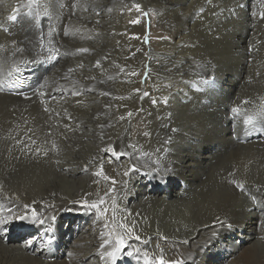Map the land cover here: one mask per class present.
I'll use <instances>...</instances> for the list:
<instances>
[{
    "label": "bare ground",
    "instance_id": "bare-ground-1",
    "mask_svg": "<svg viewBox=\"0 0 264 264\" xmlns=\"http://www.w3.org/2000/svg\"><path fill=\"white\" fill-rule=\"evenodd\" d=\"M24 1L30 5L33 0ZM60 1L42 0V3L39 1L41 6L38 8L39 17L36 20L31 19L29 11L17 12L15 21L10 19L12 24L10 26L14 25L13 28L18 31L19 44L17 43L18 47L15 48V62L9 69L8 74H4L2 82L34 83L38 88L19 97L8 95L3 91L4 93H0V99L11 100L20 99V97L26 99V97L39 93L46 102L56 100L72 102L79 97L87 100L88 118L80 120L76 116V121L70 123L65 121L47 122L27 127L25 132L29 137L35 133L39 135L25 141L30 145H34V147L24 151L26 155V158H22L24 168L18 170V172L23 170L28 172L29 167H36L40 174L38 178L32 181L34 191L32 190L31 195H28L24 200L17 199L3 191L5 183L0 176V264H157L161 257L165 262L182 261V264H185L188 260H191L190 264H239L241 261L248 260L251 256V249L254 247L257 230L264 218V189L263 191H255L243 184V189L240 188L243 192L242 194L237 192V197L240 199L242 196L248 195L252 197V201L247 203L240 201L241 204L239 202L236 207L231 209L233 203H230L229 199L222 200L220 189L216 188L213 183L212 175L218 166L228 167L233 163L247 167L246 169L259 164L264 165V131L255 128V126L264 128V115L263 117L257 116L254 129L251 130L252 128L249 125H243V121L236 123L232 105L239 91L240 83L250 67L248 66L249 59L256 49L257 42H254V29L257 23L256 12H254L255 0H242L243 4L238 3L231 9L228 18H226L227 21L219 29L221 31L217 35L215 44L213 43L216 59L206 61H215L213 66H211L212 63L207 66L208 68L194 71L193 76L187 77L185 81L180 79L175 83L176 85L172 84V88L164 95L161 94L159 89L161 85L155 84V81L154 84L143 82L138 90L136 88L138 91L137 96L152 100V108L161 117L159 122L168 129V132L166 131L163 135L154 130L151 131L149 142L154 141V143H148L146 151L131 147V144L128 145V142L133 138L131 133L129 135L125 132L130 131V123L128 125H126L127 123H121L122 125L119 123L120 126L117 128L113 125L116 129L109 132L107 126L100 122L106 115V108L96 92L75 88L78 91L71 89L72 93L68 90L69 88H51L52 84L46 85L51 88L50 90L46 91L45 88V92H42L43 84H49V81L45 79L43 71L34 67L40 63L42 53L48 54L51 51L60 52V50L56 48L58 45L56 47L51 46V43L44 45L45 47H38L39 43L38 46H34L33 38L47 40L52 35L48 33V30L54 22L55 15L58 14L57 4ZM79 1H83L82 4H84L85 14L83 15L90 19L106 15L107 11L111 9L110 3L112 2L111 0ZM158 1L160 2V0ZM187 1L161 0V3L166 9L177 10L183 7L181 5ZM166 3L169 7L166 6ZM1 5L3 4L0 0V7ZM10 11V8L0 9V25L4 24V19L14 9ZM132 12H130L131 15ZM214 12L216 13V11ZM185 13H187V10ZM130 14L128 16H131ZM215 16L217 17V15ZM188 20H191L190 15ZM189 24L187 21H181L175 27L173 26L174 28L171 27L172 30L168 31L170 44L177 48L184 45L187 35L190 34L187 33L189 32L188 28H190ZM210 25L212 24L210 23ZM82 30L84 31V29ZM113 37L116 38L117 36ZM167 43L169 42L167 41ZM17 49H23V51H17ZM38 50H40V54L36 56ZM156 51L154 52L156 53ZM25 52L28 54H24ZM191 58L189 55H184L182 59L169 60L168 64L190 69L194 65ZM33 60L36 62L33 63ZM58 60L57 57L51 62H57L56 67H58ZM216 64L217 66L214 69ZM58 69L51 70L49 80L50 82L56 81L60 87H63L59 83L62 71L60 72V69ZM262 78L261 82L264 83V68ZM104 79L106 78L104 77ZM239 103L241 104V102ZM38 104H41V102ZM108 115L110 114L108 113ZM129 118L128 122L130 121ZM111 121L113 120L111 119ZM250 123L252 122L250 121ZM6 127H9V125L0 122V129ZM19 129L21 130V128ZM66 132L76 134L83 143L94 145L82 146L84 150L80 151L79 154L84 158V161L87 159L94 162L96 169L88 165H80L78 162L80 157L77 155L75 158H67L68 156H62L57 151V143L67 139ZM248 132L251 133L249 139L245 142L237 141V137L244 136ZM12 145L15 146V143ZM37 148L41 149L40 153L36 152ZM253 148H258L260 153L254 152ZM44 153H47V155H44ZM118 153H124L125 155H117ZM18 163L21 164V162ZM8 167H10L8 173H11L14 168L10 165ZM133 167L135 170H133ZM125 172L128 174L124 175ZM257 176L259 175L257 174ZM175 178L176 182L170 184ZM102 180L109 184L104 187H100L101 184L99 187H89L92 182H103ZM113 180L115 183H112ZM84 185H88L91 193L96 194V197H93V202L81 200L76 195V191ZM101 201H103V204H101ZM93 205H98V207H93ZM203 215H207L205 221L198 222L197 218ZM21 216L26 217V219H17ZM21 220L26 221V224H31L34 233H29L28 236L25 235L26 237L12 239V231L14 232V229L16 231L18 226L25 225V222L22 224ZM217 220L221 223H217ZM118 238L123 239L124 245L113 258L108 253L113 252L119 246ZM241 240H243L242 243H240ZM216 250H222L221 255L215 252ZM129 252H132L133 255L129 256ZM215 258H217L216 262H212L211 260Z\"/></svg>",
    "mask_w": 264,
    "mask_h": 264
},
{
    "label": "rangeland",
    "instance_id": "rangeland-1",
    "mask_svg": "<svg viewBox=\"0 0 264 264\" xmlns=\"http://www.w3.org/2000/svg\"><path fill=\"white\" fill-rule=\"evenodd\" d=\"M1 1H2L3 5H1L0 9L6 10L7 8H10L11 11L13 9H14V11L7 18L4 19L3 22L5 25L4 24L0 25V45L4 46V49H0V78L2 77L0 79L1 80L0 82H2L4 80L3 77L8 74V72L10 71L9 69L13 66L15 59H16L15 48L18 47V44H19L18 43V40H19L18 39V33H17L18 31L13 28L14 25L12 27L10 26V25H12L10 23L11 22L10 17L13 15H16L17 12L29 11V15L31 16V19L36 20L39 17L38 8L41 6V3H42L41 2L42 0H33L30 3V5H32V6H30V5H28L29 3L27 4L24 0H12V1L11 0H1ZM61 1L57 4V9L59 10L58 14H57L58 17H57V15H55L54 22L51 24V26L49 27V30H48V33L52 34L53 36L50 35V37L47 40H41L39 38H33V40H34L33 43H35L34 46L39 45L38 47H42V46L45 47L46 45H48V43L49 44L51 43V46L54 45L56 47L58 45L56 48L58 50H60V52L59 51H51L48 54L42 53L40 55V58L42 56V59L40 62L45 63V67H44V69L46 71L45 72V79H47L49 81V84L48 83L43 84V86H42L43 91L42 92H45V90H44L45 88H46V91H48V89L50 90L53 87L54 88H69L68 90L71 91L72 93H73L72 90L78 91L75 88H82L84 90H92V91L96 92L98 94L99 99H101V101L104 103L105 108H106V115L100 120V122L104 123L107 126L109 132L114 131L113 129H116L117 127H119L123 123L124 124L127 123L126 125H128L130 123L129 124L130 131H125V132H126V134L128 133L129 135L131 133L133 138L130 140L131 143L128 142V145L131 144V147H134L138 150H144V151L147 150L148 143H154V141L149 142V139H150L149 133L151 131L154 130L157 133L163 135L166 133V131L168 132V129L166 128V126H163L159 122V120H161V117H159V113L157 111L155 112V110L152 108V100L150 101L149 99H147L145 97L137 96L138 95L137 90L139 89V87L142 86L143 82H145V83H147V82L151 83L152 82V84H154V81H155V84L161 85V86H159V89H160L161 94L164 95L172 88V84L176 85L175 83L177 81H179L180 79H183L185 81L187 77L193 76L194 71L200 70L202 68H208L207 66H210L212 63L213 64L211 66H213L215 61H210V62H206V61L216 59V57H215L216 51H215V45L214 44H215V40L218 37L217 35L221 31L219 29H221L223 24L227 21L226 18H228V15L230 14L231 9H233L236 6V4L238 5V3L243 4L242 0H224V1L223 0H203V1L202 0H188L185 4L181 5L183 7L179 8L177 10H169L168 8L166 9L164 7V5L161 3V0H160V2L158 0H146V1L145 0H111L112 1L110 3L111 9L109 11H107L106 15H104L100 18H91L90 19V18L86 17V15H83V14H85L84 13V7H83L84 4H82L83 1H79V0H65V1L61 0ZM81 4H82V7H81ZM135 5L141 6L139 11H137V8ZM166 6H168V3H166ZM187 6L189 9L187 8ZM78 8L80 9V11ZM263 9H264V0H255L254 12H256L255 15H256V22L257 23L255 25L256 30L254 29V36H255L254 42L255 43L257 42L256 46H255L256 49L254 50L252 57H250V59H249L250 63L248 62V66H250V67L248 69V72L245 74V77L242 79V81L240 83L239 91L233 100L234 103L232 102L233 113H234V115H235L234 117L236 119L235 121H237L236 123L243 121L244 122L243 125L244 126L249 125V127L252 128V129L250 128L251 130L254 129L255 120L258 118L257 116L263 117V115H264V83L261 82L263 80L262 73H263V68H264V64H263L264 63V45H263V41H264V10ZM183 10H184V12H183ZM186 10H187V13H185ZM224 10H226V11H224ZM211 11H213V12H211ZM214 11H216V13ZM130 12H132V15L130 14ZM175 13H177V14H175ZM183 13H184V15H182ZM221 13H223V14H221ZM129 14L131 16H128ZM189 15L191 16V20H188ZM215 15H217V17ZM219 17H221V18H219ZM83 18H84V20H83ZM180 20L181 21H187L188 23H190L189 24L190 28H188L189 32H187L190 34L187 35V39L185 41L186 43L184 42L183 46L177 48V47L173 46L172 44H170V41H169L170 38H169L168 31L170 32L172 30V28H174L176 25H178L181 22ZM123 21H125V22L123 23ZM134 21H138V23H134ZM219 21H222V22H219ZM210 23L212 25H210ZM83 24H84V26H83ZM115 27H118V28H115ZM82 29H84L85 32ZM134 29H137V30H134ZM127 30H128V33H127ZM200 30H201V33H200ZM214 30H216V31H214ZM205 31H207V32H205ZM122 32H124V33H122ZM211 32L213 33V35ZM114 34H116V35H114ZM256 34H257V36H256ZM83 35H85V36H83ZM112 35L115 37L117 36L116 37L117 39L114 38ZM198 39H200L201 41L200 40L198 41ZM208 39H210V40H208ZM140 40H141V42H140ZM212 40H213V42H212ZM258 40H259V42H258ZM167 41L169 43H167ZM202 42H203V44H202ZM103 43H104V45H103ZM91 44H92V46H91ZM113 45H114V47H113ZM103 46H105V47H103ZM115 46H116V48H115ZM165 47H167V48H165ZM175 48H176V50H175ZM80 49H87L88 51L82 52V51H80ZM194 50H195V52H194ZM154 51H156V53ZM189 52H190V54H189ZM157 53H158V55H157ZM180 53H183V54H180ZM24 54H28V53L25 52ZM39 54H40V50H38L35 55L37 56ZM49 54H50V56H49ZM51 55H52V57H51ZM184 55H189L190 58L192 57L191 59L193 60L194 65L190 69H183L177 65L168 64L169 60L176 61V60L182 59L184 57ZM54 56H57L59 59L58 60V62H59L58 67H56L57 62H51V60L57 58ZM88 56H89V58H88ZM178 56H180L181 58ZM87 58H88V60H87ZM100 58H101V60H100ZM150 59H151V61H150ZM196 59H197V61H196ZM84 60H86V61H84ZM96 61L99 62L100 65L99 64L97 65ZM9 62H11V63H9ZM154 62H155V64H154ZM166 65H168V66H166ZM52 66H53V69H52ZM60 66H61V68H60ZM101 66H102V69H101ZM216 66H217V64L214 66V69L216 68ZM58 68L60 69V72L62 71V73L60 75L61 81L59 80V83L63 87H60L56 81L50 82V80H49L52 71L54 69L57 70ZM74 69H76V70H74ZM142 70H143V72H142ZM259 71H261V72H259ZM84 73H85V75H84ZM132 73H136V75H132ZM161 74H163V75H161ZM121 76H124V77H121ZM173 76H176L177 78L173 77ZM61 77H63V78H61ZM104 77L106 79H104ZM167 77H168V79H167ZM172 78H174V80H176V81L172 80ZM70 79H72V80H70ZM66 80L67 81L70 80V81L67 82ZM66 82H67V84H66ZM50 84H52V86H51V88H48L46 85H50ZM100 85H102V86H100ZM72 87H74V88H72ZM136 88H137V90H136ZM127 89H128V91H127ZM262 91H263V93H261ZM132 92L135 94H133ZM72 93H71V95H72ZM114 95H115V97H114ZM118 96H120L119 99H118ZM113 97H114V99H113ZM128 97H130V98H128ZM142 98H143V100H142ZM20 99H11V100L0 99V122L4 123L6 125H9V127H6L4 129H0V167H1L0 176L3 180V182L5 183L4 189H2V190L8 194L13 195L17 199L24 200L28 195H31L30 193H32V190L34 191V189L32 187V181L35 178H38V176L40 174L39 170L36 167L32 168L29 166H28L29 167L28 172L24 171V170L21 172H18V170H21L24 168V165L22 163V160H23L22 158H26L24 151L27 149H32L34 147V145H30V144H28V142H25V141L30 140L32 137L39 135L38 133H35L29 137L25 132L27 127L32 126V125L47 123V122L52 123V122H64L65 121L66 123H70V122L76 121L75 120L76 116H77V119L80 118V120H85L88 118V115H87L88 114V108H87L88 103H87V100L81 99L79 97H77L72 102H64L61 100H56L53 102H51V101L46 102L42 99L41 93L30 96V97H26V99H23L20 97ZM116 99H118V100L116 101ZM235 100H236V102H235ZM29 101H30V103H29ZM128 101H129V103H127ZM40 102H41V104H38ZM239 102H241V104ZM109 105L110 106L112 105L111 108ZM136 106H137V108H136ZM65 107H67V108H65ZM114 107H116V108H114ZM81 108L82 109L84 108V109L82 110ZM31 109H33V110H31ZM75 109H76V111H75ZM122 109H123V111H122ZM261 109H262V111H261ZM39 110H40V112H39ZM80 111H82V112H80ZM28 112H30V113H28ZM108 113L110 115H108ZM129 113H131V115H129ZM258 113H259V115H258ZM30 114H32V115H30ZM239 114H241L242 116L241 115L239 116ZM49 115H50V117H49ZM123 115H125V116H123ZM238 116H239V118H238ZM121 117H123L122 120H121ZM128 118L131 122L130 121L128 122ZM66 119H68V120H66ZM111 119L115 122L111 121ZM38 120H39V122H38ZM117 120H118V122H117ZM250 121L252 123H250ZM35 122H37V123H35ZM115 123H117V124H115ZM119 123H120V125H119ZM111 126H113V127H111ZM164 127H165V130H164ZM19 128H21V130ZM109 128H110V130H109ZM17 132H19V133H17ZM65 135L67 136V139H64V141L57 143V145H56L57 151L62 156H65V157L68 156L67 158H71V157L75 158V156L77 155L83 159V160L80 158L78 159V162L80 165H88L89 167L96 169L97 167H96L94 162H90L87 159L84 161V158L81 157V155L79 154L80 151L84 150L82 148V146H86V145L87 146H94V145H91V144L88 145L86 143H83L81 141V138L77 137L76 134H74L72 132H66ZM69 139L72 141H70ZM77 142H78V144H77ZM13 143H15V146L12 145ZM66 143H67V145H66ZM133 144H134V146H133ZM76 145H78V146H76ZM141 146H143V147H141ZM20 148H22V149H20ZM64 149H65V151H64ZM98 149H99V146H98ZM73 150H75V151H73ZM253 151L256 153L257 152L260 153L258 148H253ZM63 152H65V153H63ZM68 152L70 155L68 154ZM18 162H21V164ZM8 165L12 166L15 170L13 169L11 171V173H8V170L10 168V167H8ZM22 165H23V167H22ZM251 167H248V169H246L247 167L245 168V167L239 166L238 163H236V164L233 163L231 165H228V167L218 166V168H215V172L212 175V178L214 180L213 183L215 184L216 188L220 189V194H221L222 200L224 201L225 199H229L230 203L231 202L233 203L232 204L233 207L231 206V209L236 207L240 201L241 202L244 201L245 203L252 201V199H251L252 197H250L248 195L244 196L245 198L242 196L240 199L237 197V195H236L237 192L240 194H242V192H243L240 190L239 187L237 188V185H241V184L243 185L244 184L245 187L252 189V190H255V191H263V189H264V165L259 164L257 166H251ZM250 168H251V170H249ZM253 169L254 170L256 169L255 172ZM252 170H253V172H252ZM235 172H236V174H235ZM257 174L259 176H257ZM242 178H243V180H242ZM102 181L103 182H97V183L92 182L89 185V187H91V188L99 187L100 184H101L100 187L101 186L104 187V186L109 184V183L108 184L105 183V180H102ZM175 182H176V178L170 184H173ZM255 186H257V187H255ZM89 187H88V185L82 186L79 190L76 191V195L79 198H81V200H84L87 202H93V199L96 197L95 196L96 194L94 195L93 193H91ZM241 202H240V204H241ZM207 215H203V216L198 217L197 221L198 222L205 221ZM28 220H30V219H28ZM30 221L32 222V220H30ZM21 222H22V224H24V222H25V225L18 226L19 230L22 229L23 227H27L28 230L30 229V233H34V232H32L33 227L31 224H26V221H24V220H21ZM262 222H264V218L262 219L260 227L257 230L256 238L254 241V247L251 249L252 250L251 256L249 257L248 260L241 261V263H239V264H264V223H262ZM16 225H17V223H16ZM15 232L16 231L14 229V232L12 231V233H13L11 236V238L13 237L12 239H15L14 238ZM21 232H23V231H18L17 233H21ZM26 236H28V235L26 234ZM26 236H24V237H26ZM117 242L119 243V238H118ZM242 242H243V240L240 241V243H242ZM103 246H104V244H103ZM215 252H217L218 254L221 255L222 250H216ZM216 260H217V258L212 259L211 261L216 262ZM190 261L191 260L186 261L185 264H190ZM152 263H154V262H152Z\"/></svg>",
    "mask_w": 264,
    "mask_h": 264
},
{
    "label": "snow or ice",
    "instance_id": "snow-or-ice-1",
    "mask_svg": "<svg viewBox=\"0 0 264 264\" xmlns=\"http://www.w3.org/2000/svg\"><path fill=\"white\" fill-rule=\"evenodd\" d=\"M140 5H136V8H137V11L140 10ZM11 20L15 21L17 19V17L15 15L11 16L10 17ZM134 23H138V21H134ZM0 49H4V46L3 45H0ZM17 51H23V49H17ZM80 51L82 52H86L88 51L87 49H80ZM33 63L36 62L35 60L32 61ZM97 64H99V62H97ZM17 71H19V69H17ZM71 71V70H70ZM132 75H136V73H132ZM129 115H131V113H129ZM121 119H123V117H121ZM36 152L37 153H40L41 152V149L37 148L36 149ZM44 155H47V153H44ZM117 155H125L124 153H118ZM133 170H135V168L133 167ZM128 173L125 172L124 175H127ZM112 183H115V181L113 180ZM237 187L243 189V185H237ZM101 204H103V201H101ZM93 207H98V205H93ZM17 219H26V217H17ZM217 223H221V221L217 220ZM137 239H139V237H137ZM124 245V241L122 238H119V246L116 247L113 252L111 253H108L109 256H112L113 258H115V255L117 252H120L121 248L123 247ZM138 251V250H137ZM129 256L133 255L132 252H129L128 253ZM157 264H182V261H169V262H165V260L161 257L158 261H157Z\"/></svg>",
    "mask_w": 264,
    "mask_h": 264
},
{
    "label": "clouds",
    "instance_id": "clouds-1",
    "mask_svg": "<svg viewBox=\"0 0 264 264\" xmlns=\"http://www.w3.org/2000/svg\"><path fill=\"white\" fill-rule=\"evenodd\" d=\"M38 65H39V64H38ZM45 72H46V71H45ZM45 72H44V73H45ZM37 88H38V86H37ZM0 93H1V92H0ZM29 93H30V92H26V93H24V94H10V93H7V94H8V95H14V96H18V97H19V96H22V95H25V94H29ZM18 231H23V232H21V233H25V232L27 231L26 234H29V233H30V229L28 230L27 227H23L22 230H21V229H20V230H19V229H16L15 234H16ZM28 232H29V233H28ZM21 233H17V234H21ZM26 234H25V235H26ZM25 235H24V236H25Z\"/></svg>",
    "mask_w": 264,
    "mask_h": 264
},
{
    "label": "water",
    "instance_id": "water-1",
    "mask_svg": "<svg viewBox=\"0 0 264 264\" xmlns=\"http://www.w3.org/2000/svg\"><path fill=\"white\" fill-rule=\"evenodd\" d=\"M247 134V133H246ZM22 230V229H21Z\"/></svg>",
    "mask_w": 264,
    "mask_h": 264
}]
</instances>
